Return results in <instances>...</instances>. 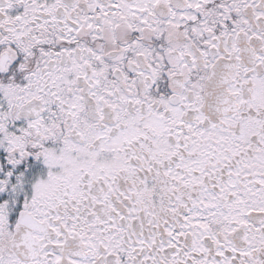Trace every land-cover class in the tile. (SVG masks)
Segmentation results:
<instances>
[{
	"label": "snow or ice",
	"instance_id": "6c2138e0",
	"mask_svg": "<svg viewBox=\"0 0 264 264\" xmlns=\"http://www.w3.org/2000/svg\"><path fill=\"white\" fill-rule=\"evenodd\" d=\"M0 264H264V0H0Z\"/></svg>",
	"mask_w": 264,
	"mask_h": 264
}]
</instances>
